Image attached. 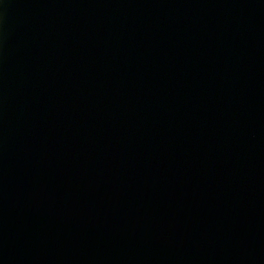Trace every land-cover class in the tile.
I'll use <instances>...</instances> for the list:
<instances>
[{"label":"water","instance_id":"obj_1","mask_svg":"<svg viewBox=\"0 0 264 264\" xmlns=\"http://www.w3.org/2000/svg\"><path fill=\"white\" fill-rule=\"evenodd\" d=\"M0 264H264V0H0Z\"/></svg>","mask_w":264,"mask_h":264}]
</instances>
